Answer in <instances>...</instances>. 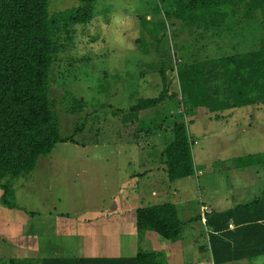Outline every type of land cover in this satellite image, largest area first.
Instances as JSON below:
<instances>
[{
    "label": "rangeland",
    "instance_id": "rangeland-1",
    "mask_svg": "<svg viewBox=\"0 0 264 264\" xmlns=\"http://www.w3.org/2000/svg\"><path fill=\"white\" fill-rule=\"evenodd\" d=\"M174 2L96 0L92 21L72 28L73 41L61 48L53 66L50 97L55 101L62 136L70 135L77 123L83 122V129L73 142L58 143L48 155L40 156L30 174L4 177L13 188L15 201L25 210L39 214L40 223L48 225V217L54 216L48 214L51 210L93 220L111 210H136L174 202L183 222L182 240H187L192 236L191 226L199 231L204 224L203 219L193 217L203 216L208 209L230 208L235 204L237 190L244 187H252L254 196L264 189V164L243 167L237 163V158L264 153L263 104L217 114L198 107L187 115L177 96L151 110L129 114V108L139 98L159 94L161 67L166 68L170 80L173 75L170 64L175 59L199 61L230 52L232 42L243 46L239 42L241 36L223 31L210 30L195 41L197 34L191 35L179 21L171 25L170 20L167 29L160 30L159 40H155L146 24L153 27L165 19L166 8L172 10ZM78 3V0H51L49 12L61 18L58 11ZM245 34L243 39L248 41L250 37ZM220 35L224 38L220 39ZM140 37L144 38L145 50L137 41ZM64 38L65 35H60V40ZM169 90L178 91L176 80L171 82ZM73 98L84 100L82 110L76 113L68 111ZM180 121L187 124L193 140L195 173L170 181L162 151L172 127ZM148 169L150 173L139 180L129 176ZM135 181H139V192L144 193L133 192ZM170 188H178L177 195ZM2 212L1 216L10 213L5 209ZM43 228L39 232L49 230ZM158 237L165 244L171 241ZM53 241L57 243L61 239ZM203 241L204 238L200 243L204 244ZM6 249L3 252L1 248L0 255L10 254ZM162 254L163 264H168L165 251ZM233 264H264V256Z\"/></svg>",
    "mask_w": 264,
    "mask_h": 264
},
{
    "label": "trees",
    "instance_id": "trees-1",
    "mask_svg": "<svg viewBox=\"0 0 264 264\" xmlns=\"http://www.w3.org/2000/svg\"><path fill=\"white\" fill-rule=\"evenodd\" d=\"M50 1L0 0V204L10 209L24 208L15 201L13 188L4 177L30 174L40 156L48 155L58 143L73 142L84 125L77 123L70 135L62 136L55 101L50 97V79L61 48L73 41L72 28L87 25L94 18L96 0H78L77 5L58 11L61 18L50 14ZM174 4L172 10L166 8L165 19L153 27L146 24L155 40H159L160 30H166L170 20L171 25L179 21L191 35L197 34L195 41L210 30L223 31L241 36L239 42L243 46L232 42L230 52L199 61L175 59L170 64V80L166 68L161 67L159 94L139 98L129 108V114L151 110L177 96L187 115L198 107L217 114L236 107L264 105V0H175ZM244 34L250 37L248 41L243 39ZM60 35H65L63 41ZM137 41L145 50L144 38ZM173 80L178 91L171 93ZM83 106L82 98H73L68 111L76 113ZM191 141L187 124H174L162 151L168 180L195 173ZM237 159L243 167L262 165L264 153ZM203 214L193 219H203L208 229V247L214 264L264 255V193L250 202ZM135 216L139 242L147 230L171 241L182 235L183 222L172 202L138 207ZM163 263L159 252L141 246L130 257L0 258V264Z\"/></svg>",
    "mask_w": 264,
    "mask_h": 264
},
{
    "label": "crops",
    "instance_id": "crops-1",
    "mask_svg": "<svg viewBox=\"0 0 264 264\" xmlns=\"http://www.w3.org/2000/svg\"><path fill=\"white\" fill-rule=\"evenodd\" d=\"M150 171V169L143 170L138 174L134 172L129 174V176L130 178L139 180L140 176L141 178L145 177ZM138 182L135 181L134 191H132L137 194L144 193V191L139 192L141 189L139 190L137 186ZM251 188L244 187L242 190H237L238 193L233 198V203H235L233 206L250 202L257 197H261L264 193V189H261L259 194L254 196L255 192ZM170 189L174 195H177L178 188ZM150 192L157 196L156 191L151 190ZM1 194L2 190L0 189V196ZM172 203L174 204V202ZM213 204L217 205L215 201ZM2 206L0 204V233H4L0 235V242L5 245L2 247L0 244V249L3 248L4 252V248H7L6 250H9L10 254H7V256L0 255V258H40L55 255L130 257L135 256L138 247L141 246L144 250H154L161 254L162 251H165L164 259L168 264H188L192 261L195 264H214L208 247V229L204 224L199 231L191 226L192 236L187 238L188 241L182 240L181 235L177 241H170V243L165 244L159 241L156 232L147 230L143 239L139 242L134 209L124 208L116 210V212L111 210L93 220L77 219L76 216L56 213V210H51L48 214H54V216H49L48 225H45L43 222H39V214L36 212L31 211V213H27L24 209H10ZM4 209L10 213L1 216V213H3L2 210ZM207 212L209 213L211 210L208 209ZM26 223L27 227L24 226ZM42 226H44L43 229L48 228L49 230H41L39 232ZM12 237L15 238L12 239ZM55 238H59L61 241L55 243L53 241ZM203 238L204 244H201L200 240H203ZM184 242L186 243V247L184 246ZM188 245L190 248H188ZM261 256H257V258ZM252 259L244 258L225 264L252 261Z\"/></svg>",
    "mask_w": 264,
    "mask_h": 264
}]
</instances>
